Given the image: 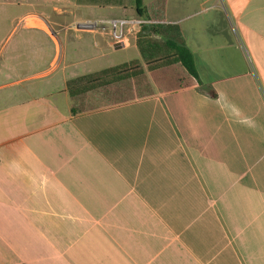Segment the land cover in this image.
<instances>
[{
  "label": "crops",
  "instance_id": "1",
  "mask_svg": "<svg viewBox=\"0 0 264 264\" xmlns=\"http://www.w3.org/2000/svg\"><path fill=\"white\" fill-rule=\"evenodd\" d=\"M26 3L3 5L20 32L0 56V264H264V0H144L201 84L150 70L141 26L119 48L77 27L139 20L133 0ZM131 61L141 74L67 89Z\"/></svg>",
  "mask_w": 264,
  "mask_h": 264
},
{
  "label": "trees",
  "instance_id": "2",
  "mask_svg": "<svg viewBox=\"0 0 264 264\" xmlns=\"http://www.w3.org/2000/svg\"><path fill=\"white\" fill-rule=\"evenodd\" d=\"M1 1V0H0ZM11 2L14 0H6ZM26 2L37 3H91V4H118L123 5L125 0H24ZM136 16L139 19L147 20V10L144 0H133ZM170 29L161 25L143 24L137 33V46L141 52L143 60L150 70L173 64L181 65L188 75L201 84L200 77L196 68L195 59L191 50L174 35H161V39H157L156 35H160L162 30ZM142 73L140 62L131 61L112 68L102 70L100 72L82 76L71 80L67 83V89L71 96H76L95 88L102 83L110 80H118L126 77H132ZM214 95V94H212Z\"/></svg>",
  "mask_w": 264,
  "mask_h": 264
},
{
  "label": "rangeland",
  "instance_id": "3",
  "mask_svg": "<svg viewBox=\"0 0 264 264\" xmlns=\"http://www.w3.org/2000/svg\"><path fill=\"white\" fill-rule=\"evenodd\" d=\"M6 3H7L6 0L0 1V56H3V55L8 54L10 52V49L12 46L11 40L16 39L18 37L19 32H20V30H19L15 34V32H16L15 30L17 28H19L17 14L19 13L20 8L12 6L15 4H8V5H10V7L3 6ZM69 3L70 2L49 3V4L50 5L65 6V5H69ZM124 4H129V0H125ZM24 5H31L30 6L31 9L38 10L41 7V5H43V4H40V3L38 4L36 2H33V3H26ZM132 18H135V17H132ZM29 21H31V20L29 19ZM157 39H161V38L157 37ZM130 55H131V52H130ZM125 58H126L125 55L122 54L120 56V58H117V60L119 61V60H123ZM128 58H131V57L128 56ZM181 71L186 73V71L182 67H181ZM133 76H137V75L135 74ZM126 78H130V77H126ZM122 79H124V78H122Z\"/></svg>",
  "mask_w": 264,
  "mask_h": 264
},
{
  "label": "built area",
  "instance_id": "4",
  "mask_svg": "<svg viewBox=\"0 0 264 264\" xmlns=\"http://www.w3.org/2000/svg\"><path fill=\"white\" fill-rule=\"evenodd\" d=\"M27 17L23 19L26 21ZM145 21L140 20H112V19H93L77 23V27L82 30L96 31L109 29L115 40L123 46L129 43V36L133 32V26H142ZM141 29V27H140Z\"/></svg>",
  "mask_w": 264,
  "mask_h": 264
},
{
  "label": "water",
  "instance_id": "5",
  "mask_svg": "<svg viewBox=\"0 0 264 264\" xmlns=\"http://www.w3.org/2000/svg\"><path fill=\"white\" fill-rule=\"evenodd\" d=\"M119 47H121V45H119V44L118 45H115V48H119Z\"/></svg>",
  "mask_w": 264,
  "mask_h": 264
}]
</instances>
